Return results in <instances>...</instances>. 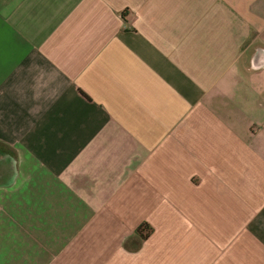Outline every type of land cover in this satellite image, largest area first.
Here are the masks:
<instances>
[{
  "label": "crops",
  "instance_id": "0c3cea01",
  "mask_svg": "<svg viewBox=\"0 0 264 264\" xmlns=\"http://www.w3.org/2000/svg\"><path fill=\"white\" fill-rule=\"evenodd\" d=\"M0 264H264V0H0Z\"/></svg>",
  "mask_w": 264,
  "mask_h": 264
},
{
  "label": "trees",
  "instance_id": "16d2710c",
  "mask_svg": "<svg viewBox=\"0 0 264 264\" xmlns=\"http://www.w3.org/2000/svg\"><path fill=\"white\" fill-rule=\"evenodd\" d=\"M150 233H151V230L149 229V227H148L147 225H143V226H141V227L139 228V230H138V234H139L143 239L149 237Z\"/></svg>",
  "mask_w": 264,
  "mask_h": 264
}]
</instances>
